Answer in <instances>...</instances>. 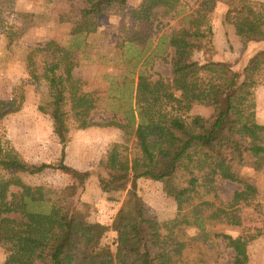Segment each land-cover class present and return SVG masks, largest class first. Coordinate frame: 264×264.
<instances>
[{"label": "trees", "instance_id": "16d2710c", "mask_svg": "<svg viewBox=\"0 0 264 264\" xmlns=\"http://www.w3.org/2000/svg\"><path fill=\"white\" fill-rule=\"evenodd\" d=\"M128 1L87 0L74 16L70 35L94 33L100 15L119 12ZM182 1L140 0L130 12L139 32L130 27L119 32L117 53L140 60L153 25L183 11ZM227 5L222 23L233 27L244 46L264 43V3L229 0ZM211 7L212 0H201L181 27L159 37L151 54L164 60L172 54L171 78L152 81L140 72L122 119L112 123L125 142L109 146L105 175L98 183L104 193L125 196L109 226L75 200L90 173L64 164L70 132L92 126L89 118L98 108L99 95L84 90V83L73 75L71 52L59 43L49 41L28 50L29 74L46 87L38 111L50 121L61 151L54 164H29L0 141L3 264H205L196 242L186 238L188 228L197 229L202 242L210 236L222 239L233 252L232 264H249L248 244L264 236V226L255 181L244 178L242 171L264 168V126L256 120L255 99V89L264 82V49L239 69L214 60ZM12 102H0V118L16 111ZM196 102L210 107L212 114L190 115ZM5 107L10 109L3 112ZM130 139L139 151L133 159ZM47 169L71 173L73 184L53 188L23 180ZM141 178L161 183L176 205L173 218L159 221L149 215L137 191ZM219 181L239 185L230 201L220 198ZM215 225L236 227L240 233L211 235L206 226ZM109 231L116 235L114 252L99 246Z\"/></svg>", "mask_w": 264, "mask_h": 264}, {"label": "rangeland", "instance_id": "374dc122", "mask_svg": "<svg viewBox=\"0 0 264 264\" xmlns=\"http://www.w3.org/2000/svg\"><path fill=\"white\" fill-rule=\"evenodd\" d=\"M87 0H0V102H12V109L0 118V141L6 148L13 149L29 164H54L60 158L61 145L52 132L47 116L38 111L44 96V83H34L30 67L26 62L28 50L55 41L68 49L75 64L73 75L84 83L85 91H97L98 108L89 118L92 126L85 130H72L65 149L64 164L71 169L90 173L75 200L88 207V214L96 221L109 226L118 211L125 192L104 193L99 188L98 177L105 175L103 167L107 151L112 143L125 142L124 135L112 123L122 119V110L127 107V98L133 96V89L140 72L155 81L158 78L170 79L172 66L171 53L166 60L152 56L159 37L169 35L183 24V18L193 12L201 0H183V11L178 15L162 19L154 24L149 34L150 41L144 47L140 60L122 56L119 50V32L128 27L133 33L139 32L131 19V9L140 0H129L119 12L100 15L94 33L72 36L74 16L85 7ZM229 0H212L209 23L212 27V42L216 51V61L234 64L241 68L256 51L264 49V43L244 46L230 25L222 23L228 9ZM259 1L264 0H249ZM125 48V47H124ZM123 48V49H124ZM143 49V47H142ZM125 52V49L123 50ZM35 61V59H34ZM40 61V57L36 59ZM256 120L264 126V82L255 89ZM3 108V112L9 110ZM213 110L200 102L194 103L190 115L209 117ZM264 142V132L262 136ZM134 139L127 144L129 157L139 156ZM73 175L68 172L44 170L34 176H23L30 185L46 184L53 188H63L73 184ZM244 178L255 181L257 195L255 202L260 205L261 220L264 226V168L258 172L245 168ZM237 184L226 181L217 183V190L223 201H230L233 193L239 190ZM137 191L145 202L150 216L159 221L173 218L176 205L168 198L159 182L141 178L137 180ZM213 234H228L233 237L240 229L226 225L206 226ZM186 238L192 239L201 250L205 264H232L233 252L226 248L222 239L211 236L202 242L195 228L185 230ZM115 233L109 231L99 242L100 247L115 251ZM249 264H264V236L248 244ZM5 255L0 248V264Z\"/></svg>", "mask_w": 264, "mask_h": 264}]
</instances>
